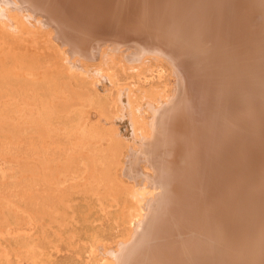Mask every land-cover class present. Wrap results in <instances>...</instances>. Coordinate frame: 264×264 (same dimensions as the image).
<instances>
[{
  "label": "bare ground",
  "instance_id": "obj_1",
  "mask_svg": "<svg viewBox=\"0 0 264 264\" xmlns=\"http://www.w3.org/2000/svg\"><path fill=\"white\" fill-rule=\"evenodd\" d=\"M53 1L57 7L53 14L64 11L68 16L63 24L54 22L53 36L58 45H68L67 51L57 50L67 63L66 74H85L90 71L87 62H108L111 56L137 69L149 61L146 54L155 53L151 61L159 73L166 65L177 77L169 94L144 98L149 114L140 124L131 119L140 136L136 148L122 159L118 135L107 127L112 119L104 104L88 92H93L91 87L85 84L86 96L79 95L82 104L72 103L68 95L69 102L63 100L65 93H73L69 82L63 83L64 96L60 85L47 82L41 89L46 101L37 85L25 88L22 119L48 138L56 135L51 121L59 108L76 106L70 117L74 125L67 140L68 163L72 156L83 157L95 173L101 171L97 180L101 184L112 182L109 168L117 161L119 179L134 181L137 208L132 217L127 214L131 217L127 239L110 253L115 264H264V234L256 239L264 228V121L254 118L264 111V82L261 86L257 82L264 81V30L256 44L244 46L240 40L247 19H254L255 29L263 27L264 0H243L249 7L244 14L233 3L238 0ZM98 1L96 10L89 6ZM232 3V13L219 20ZM72 8L86 17L93 11L100 19L85 31L74 25ZM106 14L112 21L108 32L100 34ZM231 30L236 36L226 41ZM125 44L129 46L121 47ZM246 76L252 81L248 88L246 82L236 83ZM240 87L252 92V100L244 106L246 101H233L241 94ZM130 103L120 102V110ZM145 166L153 174L145 173Z\"/></svg>",
  "mask_w": 264,
  "mask_h": 264
},
{
  "label": "rangeland",
  "instance_id": "obj_2",
  "mask_svg": "<svg viewBox=\"0 0 264 264\" xmlns=\"http://www.w3.org/2000/svg\"><path fill=\"white\" fill-rule=\"evenodd\" d=\"M28 1L32 3L29 5ZM242 1H237L240 11L248 13L249 7ZM99 5V1L89 4L92 8ZM72 9L76 18L74 25L85 31L100 19L93 11L91 17H86L79 14L78 9ZM56 10L53 0H0V155L6 156L0 157V264H115L110 253L116 252L118 244L127 239L131 229L128 221L137 208L132 198L134 181L126 176L119 179L117 161L111 162L109 168L114 177L112 182L107 179L101 184H97V180H101V171L95 173L97 170L92 169L83 157L75 154L72 157L76 158H71L73 160L68 163L67 140L74 125L70 117L76 106L70 104L59 108L51 121L56 135L48 138L22 119L20 109L26 107L23 106L25 88L32 89L37 85L42 96L41 89L47 82L60 85L61 96L66 94L65 102H69L68 95L72 103L82 104L79 95L86 96V85L91 87L93 92L87 91L104 104L112 119V124L107 127L113 128L118 135L123 147L122 159L128 155V150L136 148L140 136L137 134L139 129L131 127V121L137 120L140 124L149 114L144 98L154 100L169 94L177 77L166 65L162 75L159 73L160 68L151 61L156 57L155 53L146 54L144 57L149 61L137 69L111 56L112 61L87 62L90 71L85 74L76 71L73 76L66 74L69 69L59 51H67L68 45H58L53 36L57 33L54 22L63 24L68 16L62 8L60 12H63L56 16L53 14ZM105 16L107 19L100 23V34L108 32V21H112L107 14ZM140 16L137 14L135 19ZM50 19L53 23H49ZM253 20L251 18V27L245 33L248 41L253 40L257 32ZM81 31L79 34L82 35ZM229 33L232 37H226L227 41L236 36L233 30ZM67 82L73 93L63 91L62 86ZM249 92L251 90L247 93L251 95ZM43 96L46 97V93ZM43 96L41 98L46 101L48 97L44 99ZM122 101L134 103L120 110ZM257 104L260 105L259 100ZM259 114L264 118L263 110ZM56 169L58 174L54 178ZM143 171L153 174L147 166ZM263 232L264 228L260 237ZM103 258L107 259L104 261Z\"/></svg>",
  "mask_w": 264,
  "mask_h": 264
},
{
  "label": "water",
  "instance_id": "obj_3",
  "mask_svg": "<svg viewBox=\"0 0 264 264\" xmlns=\"http://www.w3.org/2000/svg\"><path fill=\"white\" fill-rule=\"evenodd\" d=\"M233 3L234 4H237V1H233ZM233 3L232 4H230L229 5V7L227 8V10L225 11V12H223V13H221V17L219 18V20L220 19H222V18H227V16H229L231 13H232V8H233ZM231 11V12H230ZM227 14V15H226ZM249 15V14H248ZM224 18V19H225ZM262 22V21H261ZM244 25H245V27H244V29H243V33L242 34H240V40H241V42H243L244 43V46H246V45H252V44H256L257 42H259L260 41V39L262 38V31L264 30V25H263V27L260 29V27L258 28V30H257V33L255 34V35H257L256 37H254L253 38V40H251V41H248V40H246V38H245V33H246V30H249V28L251 27L250 25H251V20H250V22L248 21V19H247V22H245L244 23ZM261 25V24H260ZM192 30V29H191ZM197 30V29H196ZM160 33V32H159ZM192 33H196V32H193L192 31ZM259 33V34H258ZM195 35V34H194ZM227 39V38H226ZM262 40V39H261ZM160 41V40H159ZM167 41V40H166ZM227 41V40H226ZM246 44V45H245ZM215 48H217V47H215ZM218 53V52H217ZM213 55V54H212ZM188 58H189V60H192V58H191V56H188L187 55V60H188ZM165 59V58H164ZM184 62H185V60H184ZM247 77V76H246ZM244 77V78H242V80H238L236 83H239V81H241V83H243L244 82V84H245V82L247 83V85H248V82L250 83V82H252L251 80H250V77ZM261 79H263V78H261ZM261 79H258L257 80V82H259V84H260V86L263 84V83H260L261 82ZM264 82V81H263ZM249 87V85L247 86V88ZM243 89V90H242ZM240 95H238L236 98L235 97H233V101H239V103L241 104V102L242 101H246L245 103H242L243 105L242 106H244L245 104H247L248 102H250L251 100H252V98L250 97L251 95H249V96H247L248 94V91L247 90H245L244 88H241L240 87ZM238 103V104H239ZM258 105V104H257ZM259 106V105H258ZM255 118V121L257 120H259V121H264V118L263 117H259V119H257V117H254ZM258 121V122H259ZM257 122V123H258ZM264 123V122H263ZM261 125V124H260ZM263 126V125H262ZM206 223V222H205ZM207 230V229H206ZM206 232V231H205ZM258 235H259V232H258ZM260 238V236H258L256 239H259Z\"/></svg>",
  "mask_w": 264,
  "mask_h": 264
}]
</instances>
